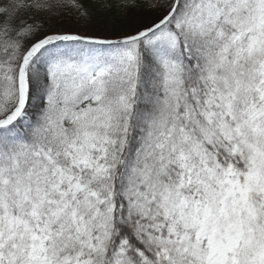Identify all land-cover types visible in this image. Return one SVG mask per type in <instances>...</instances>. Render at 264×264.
<instances>
[{"label":"snow or ice","instance_id":"1","mask_svg":"<svg viewBox=\"0 0 264 264\" xmlns=\"http://www.w3.org/2000/svg\"><path fill=\"white\" fill-rule=\"evenodd\" d=\"M0 264H264V0H0Z\"/></svg>","mask_w":264,"mask_h":264}]
</instances>
